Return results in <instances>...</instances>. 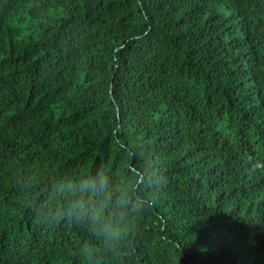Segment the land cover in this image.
Returning <instances> with one entry per match:
<instances>
[{
    "label": "trees",
    "instance_id": "1",
    "mask_svg": "<svg viewBox=\"0 0 264 264\" xmlns=\"http://www.w3.org/2000/svg\"><path fill=\"white\" fill-rule=\"evenodd\" d=\"M0 264H264V0H0Z\"/></svg>",
    "mask_w": 264,
    "mask_h": 264
}]
</instances>
